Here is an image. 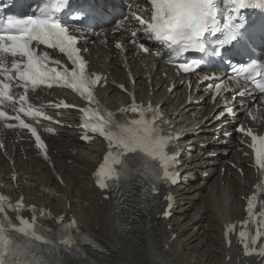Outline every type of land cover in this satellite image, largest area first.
<instances>
[{"label":"bare ground","instance_id":"obj_1","mask_svg":"<svg viewBox=\"0 0 264 264\" xmlns=\"http://www.w3.org/2000/svg\"><path fill=\"white\" fill-rule=\"evenodd\" d=\"M95 1H89L94 4ZM98 6L104 4L97 0ZM147 0H136L130 8L137 12H144ZM123 28L117 34H111L109 27L102 35L90 38L82 45L86 58L93 69L108 74L125 84L128 89L135 90L137 98L147 102L153 100L155 105H161V110L171 120L175 128L181 129L189 137V146L193 154L183 159L181 170L184 171L183 186L172 190L176 208L171 212L168 220L157 218L164 212L160 203H155V212L146 215V221L125 219L124 213L117 211L112 202L103 199L93 184L92 172L103 157L100 143L84 146L78 143L79 130L75 128L78 116L71 113L67 119L54 125L57 135L49 137L51 163H45L28 141L15 144L11 132L2 133L7 137L8 150L12 161L0 155L3 163L0 165V183L9 186L7 192L16 199L22 192L28 204L34 203L45 206L55 214H72L77 218L85 234L99 245L98 249L88 248L82 264H237L239 253L235 246L225 247L223 240V225L229 219H242L244 203L240 200L242 194L248 195L256 179L253 170L247 167L250 159L243 156L246 149H235L240 146L237 138L225 140L223 134L230 131L233 125L224 119L213 123L216 114L212 115L215 106L207 110L206 104L189 103L185 88L176 83V89L169 94L165 86L167 82L161 77L162 73H169V69L159 59L150 56H140L136 59L128 40L129 34L135 32V37L145 40L141 30L136 28L135 22L129 16L123 22ZM85 36L90 34L85 33ZM106 38L105 44L99 40ZM121 43L119 49L115 43ZM157 65V70L154 67ZM132 72L135 84L129 77ZM153 80L150 84L149 80ZM160 86L154 96L150 95L151 87ZM105 104L111 108H118L121 102L126 103L129 97L122 94L112 84L99 89ZM200 89L194 98L199 99ZM57 95L56 91L39 90L32 94L37 99L49 101ZM185 96V97H184ZM257 101L255 96H251ZM235 105L238 106V103ZM243 106L246 103H242ZM248 107H251L250 105ZM244 110H238V117H242ZM204 122V125H202ZM227 122L221 129L217 126ZM198 135H192V129L201 126ZM25 153H22V149ZM217 153V157L212 154ZM28 160L24 161L23 156ZM232 161L243 166L245 177L242 178L229 165ZM218 165L226 167V173L221 177ZM91 166L90 170H87ZM55 171L62 176L65 185L56 179ZM69 174H65L66 172ZM210 172L208 180H199V173ZM19 174L18 187L10 186L11 174ZM224 183V184H223ZM68 206H70L68 208ZM150 216V218H149ZM129 218V217H128ZM182 218V221H179ZM199 240L201 245L195 242ZM202 246V247H201ZM207 246L204 251L203 248ZM192 250L191 256L185 254ZM187 251V253H188ZM231 261L226 263V258ZM245 264V261L242 262Z\"/></svg>","mask_w":264,"mask_h":264},{"label":"snow or ice","instance_id":"obj_2","mask_svg":"<svg viewBox=\"0 0 264 264\" xmlns=\"http://www.w3.org/2000/svg\"><path fill=\"white\" fill-rule=\"evenodd\" d=\"M154 8V14L151 21L144 20L139 16L136 19L141 26H146V31L154 34L157 42H165L169 48L173 49L176 57L187 54L191 51L201 53L206 50L205 35L211 33L213 36L217 33L218 8L217 0H150ZM226 4L232 6L233 13H239L241 9L248 7L264 8V0H224ZM66 0H53L52 3L41 7L39 15L28 16L26 18L9 20L6 25L0 26V74L4 79H0V101L6 99L13 101L10 94V83L6 81L16 80L18 86L46 85L51 88L53 85L66 87L79 93L90 104L99 102L94 95V87L101 81L100 75L87 74L86 62L79 55L80 49L77 47L78 39L75 35L69 34L67 26L62 24L55 13L61 11L65 6ZM82 13H76V19L79 21ZM227 23L224 27L228 29L224 38L215 41L216 46L230 44L237 39V32L231 27L234 15L230 14L226 18ZM238 27V26H237ZM40 45L47 46L49 49H58L65 53L72 67H53L52 63L59 65V61H51L48 52L40 53ZM145 52L148 48L141 45ZM5 56L12 58L10 68L5 63ZM194 63V62H193ZM180 68L184 71L191 70L192 64L181 63ZM254 69H242L250 71ZM15 74V75H14ZM22 82V84L20 83ZM259 90L264 93V85L257 84ZM27 91V87H25ZM21 106L20 112H25L24 103L27 101V95L19 98ZM67 107V105H64ZM85 115L84 127L92 133H98L108 141L109 151L105 157L104 164L97 172L98 184L101 188L108 187L105 182L107 179L119 180L121 170L127 174V160L129 154H139L151 161L158 163L159 175L162 179L175 182L170 170L175 162L174 155L169 154L168 148L171 137L160 134V128L156 125L155 110L150 106L145 109L143 106L137 107L135 104L130 109H122V112L130 111L138 113L139 118L127 122H119L113 119V114L108 112L107 118L101 114L98 107L82 109ZM146 113H153L151 118ZM27 115L40 116L39 110L32 111L28 108ZM0 118L14 119L19 122V126L29 129L31 134L39 142L40 146L45 147L37 130L30 124L25 123L20 115L9 117L4 111H0ZM49 119L48 117H45ZM11 126V125H9ZM239 131L245 132L252 138V147L255 151V162L259 169L264 171V137L254 134L251 130H245L243 127ZM87 139V137H85ZM117 149L113 152L112 149ZM120 166V169L117 168ZM7 198L0 195V214L5 212L4 202ZM255 199V196L253 197ZM12 205L9 204V208ZM23 207L22 201L16 204L14 210ZM254 205H248L250 218L253 214ZM261 223L264 224V211L259 213ZM75 224V221H72ZM22 226L17 227L9 222L11 227L22 233L26 237L34 238L36 241H47L43 236L38 235L34 229V223L23 217L20 218ZM7 227L0 222V264H28L27 261H21L18 258L28 252V246H16L6 235ZM244 247L248 248V240L244 231L240 232ZM264 236V229L258 227L252 243H257L259 238ZM67 245L69 241H64ZM264 251V249H259ZM248 254H252L249 252ZM35 255V253H33Z\"/></svg>","mask_w":264,"mask_h":264},{"label":"rangeland","instance_id":"obj_3","mask_svg":"<svg viewBox=\"0 0 264 264\" xmlns=\"http://www.w3.org/2000/svg\"><path fill=\"white\" fill-rule=\"evenodd\" d=\"M90 169H91V166H90L87 170H90ZM65 174H69V172L67 171ZM179 221H182V218H181ZM195 243L198 244V245H201L199 240H197ZM201 247H202V246H201ZM204 249L206 250V249H207V246H205V247L203 248L202 251H204ZM187 251H188V250L185 251V252H186L185 254H187V256L190 257V256H191V253H193V252H192V250H190V251H188V253H187Z\"/></svg>","mask_w":264,"mask_h":264}]
</instances>
